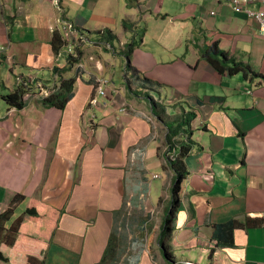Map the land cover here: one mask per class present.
<instances>
[{
	"label": "crops",
	"instance_id": "1",
	"mask_svg": "<svg viewBox=\"0 0 264 264\" xmlns=\"http://www.w3.org/2000/svg\"><path fill=\"white\" fill-rule=\"evenodd\" d=\"M249 9L258 11L259 6ZM62 10L63 14L53 0H0V211L16 195L20 211L25 200L49 206L44 211L56 229L43 264H96L109 240L114 216L126 206L132 208L131 197L144 195V209L163 223L170 214L173 174L168 165L150 167L164 170L165 187L148 182L146 192L137 194L133 187L138 183L142 189L143 180L130 179L127 184L125 171H117L115 177L109 172L113 170L109 164L127 166L133 177V162L142 165L157 154L158 148L152 147L155 139H151L154 126L143 122L146 113L140 112L143 95L129 93L138 100L129 102L132 109L124 117L118 108L128 102L126 89L113 86L117 92L101 99L105 108L96 115L93 133L87 127L85 105L92 93L90 79L100 72H88L89 76L76 81L65 111L46 110L49 116L41 118L43 123L48 119L45 126H25L24 119L30 120L27 116L41 111L34 94L24 97L20 110L4 99L16 91V74L47 82L50 75L49 80L54 79L55 66H66L64 60L55 61L52 47L51 28L60 34L61 19L64 27L74 28L70 38L74 44L88 42L77 50L80 61L91 57L92 47L123 57L119 53L134 46V83L157 97L170 118L167 121L176 120L173 112L193 118L186 120L181 144L189 145L191 151L183 160L186 173L179 184L174 231L164 244L192 251L199 263L264 264V80L216 70L197 51L218 42L228 57L264 76V38L255 23L236 14L225 0H62ZM133 22L135 31L140 22L143 26V36L138 34L141 39L133 33ZM109 60L99 56L101 66ZM42 72L47 74L36 75ZM19 87L23 89L22 84ZM37 171V180L25 183L29 175L34 180ZM24 222L28 227L21 231L24 237L20 236L13 253L27 264L23 241L29 237L28 242L32 241L37 233L26 217ZM161 230L155 236L149 228L146 240L149 246L156 244L159 253ZM35 247L40 244L36 242ZM51 249L59 257L49 258ZM148 255L142 253L141 261L155 264Z\"/></svg>",
	"mask_w": 264,
	"mask_h": 264
},
{
	"label": "rangeland",
	"instance_id": "2",
	"mask_svg": "<svg viewBox=\"0 0 264 264\" xmlns=\"http://www.w3.org/2000/svg\"><path fill=\"white\" fill-rule=\"evenodd\" d=\"M192 25V22H191ZM136 26V22H133V33H136L135 36H139L138 34H140L141 36H143V26H141V22L139 23V27H138V31H135L137 29ZM206 32V31H204ZM196 35V34H195ZM131 37V36H130ZM130 37H128L127 40L130 39ZM95 37L92 36V39H94ZM139 38L141 39L142 37L139 36ZM136 40V43H139V39H134ZM81 42V40L79 41V43ZM186 44V41H185ZM77 48H85V46L76 44ZM156 46V45H155ZM116 47V46H115ZM99 48L92 47L90 52V56L93 57V59L91 61L87 60V59H82L80 61L79 58H75L76 61H78V64H75L73 67V70L70 72H64V76L65 78H70L75 76L76 77V81L78 82L81 77L83 75H85L86 73L89 74L88 72L91 71H95V70H100L99 72L101 74H103L104 76H106V78H108L110 80V82L112 83V86H115L117 88H119L120 86H128V80L129 81H133L132 75L130 74V69L128 68L127 71H125V60L123 57H112V55H106V54H101L99 53L100 51L98 50ZM105 52L104 49H102V52ZM85 53V51H84ZM105 56L106 60H109V62L103 66L99 65L100 61H99V56ZM85 60V61H83ZM112 60H114V66L111 67V63ZM42 74H47L46 72H42L41 74H36V75H42ZM126 74H128V77H126ZM17 75V74H16ZM15 75V77H16ZM22 75V74H21ZM25 79H33L34 76H25L22 75ZM242 77V76H241ZM52 79V75L49 76L48 80ZM49 82L51 83V80H49ZM76 84V83H75ZM75 87V86H74ZM76 88V87H75ZM74 88V91H75ZM132 91H134V93H142L143 90L140 91V85L137 86V84H132L131 85ZM140 93V95H141ZM129 92L126 91V98L128 103L130 101H135L138 100L137 98H135L134 96L130 95ZM155 98L153 99V111L151 112L149 118H144L143 117V122H145L147 125L149 126H154L153 132L154 135H152L151 139H155V141L153 142V148L156 150L155 155H153L152 157H150L149 159L146 160L145 163H143L142 165H140V163L137 162H133V167L136 171V173L133 174V177H130L128 175L129 170L126 169L127 166L123 167H119L116 166L115 164H109L108 166L112 167V171H109L110 174L112 175V177H115L114 174L118 171L121 174V171H125L126 176L125 179L127 180V184L129 183V180H135V181H139V180H143L145 182V185H142V189L139 190V184L137 183L136 185H134L133 188H135V194H137L138 192L140 193H145L147 190V183H152V184H162V188L166 186L167 184V175L164 172V170L158 166V167H151V165H156V164H163L164 163V157L163 154L161 153V150L165 147L164 144V136H165V129L160 126V124L158 123L159 120L158 118L154 115L160 108V101L157 99L156 96H154ZM131 104V103H129ZM141 105L143 106V108L141 109V113L143 114L145 111H147L146 114H149V103L144 100L142 101ZM172 108L174 109L175 106H172ZM51 109V108H49ZM56 110H59L57 108H53ZM40 113H38L36 116H27V118H29L30 120L24 119L25 121V126H29V127H33L35 128L37 125H41V126H45L47 124L48 119L45 121L46 123L41 122V118L42 115L45 116H49V112H47L46 108H44V106L42 105L40 108ZM115 112V110H114ZM102 113V111L100 112ZM128 111H124L123 109L118 108V114H120L121 116L127 117L128 116ZM179 113H172L171 116H179ZM89 114H88V118H89ZM168 118V117H167ZM114 121L117 122V118L114 116L113 117ZM127 127V125H126ZM187 129V128H186ZM157 139V140H156ZM127 162V161H126ZM37 167H42L37 166ZM130 168V166H129ZM144 169V173L143 172ZM26 172H28V170H26ZM38 175H40V172H36L34 175V180L31 179V175H29L26 178V182L25 183H31L32 181H36ZM152 176H158L159 179L157 180H152ZM184 186H186V192H188V184H184ZM161 188V189H162ZM131 188H129L128 185V190L126 193V196L129 197V194H131ZM165 192L167 193V189H165ZM139 196V195H138ZM143 198L144 195H141ZM132 199V208L131 209H127L126 206V210L121 213L118 216H114L113 219V226H112V230H111V234L113 236H116L115 238L118 239V244L120 246H118V248L114 251L115 252V256H114V260L112 261L111 264H149V260L145 259V261H141V255L144 252H148V258L151 259V262L155 263V264H165L166 262H162V259L160 257V253L158 251H156V244L155 245H151L149 246V244H147L146 240L148 238V229L151 228L152 232H155V236L157 235V232L159 230L160 224H164L163 221L161 220V218H159V216L156 218L155 215L151 216L150 215V210L148 208L144 209V205H147L146 200L144 202V199H135L133 197H131ZM128 202L130 201V198L127 200ZM27 202L25 200V203L23 205L24 211L26 209V205ZM144 202V203H143ZM171 209V207L169 208V210ZM20 204L18 205V207L16 208V212H15V217L19 218L20 217ZM161 222V223H160ZM146 224V226L148 227V229H146V232H144L143 230V226ZM8 227V225H7ZM28 227V223L25 222L22 226L21 229H24ZM28 231V229L26 230ZM155 236H151L150 239L153 241ZM168 236V232L166 231L164 233L163 238H167ZM158 237L160 238V232L158 234ZM166 241V240H165ZM182 240L178 239V243H180ZM154 242V241H153ZM151 243V242H149ZM156 243V242H155ZM49 246V243L47 245V247ZM55 246H58V244H56ZM158 246V245H157ZM207 247H209L207 245ZM170 248L173 251V254L176 255L178 260H181L184 264H190V261H192V264H199V262L197 261L198 258L197 256H193V252L192 251H184L182 250V248L178 247L177 244H172L170 246ZM53 249V247H52ZM50 250L49 252V258L54 257V256H58L57 252L55 250ZM106 249V246L104 248V251L102 253V255L104 254ZM159 249V247H158ZM189 252L191 253V255H189ZM48 251L44 252L41 256H38L36 254L35 257H37L35 259L34 257V262H32V264H42L44 263V258H46ZM6 255V254H5ZM101 255V257H102ZM10 256V255H9ZM175 257L171 258V261H169L166 264H174L172 263V261H177L178 263H181V261H178ZM0 264H14L13 262H2L0 261ZM61 264H63L61 262ZM201 264H207L204 262H201Z\"/></svg>",
	"mask_w": 264,
	"mask_h": 264
},
{
	"label": "trees",
	"instance_id": "3",
	"mask_svg": "<svg viewBox=\"0 0 264 264\" xmlns=\"http://www.w3.org/2000/svg\"><path fill=\"white\" fill-rule=\"evenodd\" d=\"M127 28V26H125ZM61 37L59 35L55 36L52 47L54 51H59L61 48ZM134 46L129 45L128 46V52H133ZM199 52L200 57L206 59L216 70H223L226 72H229L230 74H237V73H243L246 76L251 75V79L260 78L264 80V76L258 73H254L251 71V68L248 65L243 64L240 61H237L236 59H232L228 57V54L221 50L220 45L218 42H214L210 45H206L204 47H201L197 49ZM129 56V54L127 55ZM77 61H75L76 63ZM56 71H59L60 73L66 72L69 69V67L64 69H59L58 67H55ZM256 76V77H255ZM76 80L75 78H67L63 79L61 83V87H58V89L53 92L52 94L48 95L45 98H41L38 103L44 106V108H57L61 110L62 112L66 109V106L70 100L74 97V86H75ZM137 94V93H136ZM140 94V93H139ZM4 99L6 101L16 106L17 110H20L23 108V101L20 98V94L18 92H12L4 96ZM164 110L161 108L159 112L155 113V116L158 118L159 122H161L164 126V129L166 131L165 134V145L169 146L172 144V141L177 139L180 135L183 134V132H187V124L186 121L188 118L193 119L191 114H187L185 118L183 116H177L176 120L167 121L169 118H165L164 116ZM190 136V135H189ZM188 143L191 144V140L188 138ZM182 143H179V153L177 156V159L170 163L168 162V166L170 170L172 171L173 178L171 183V204L172 206H177L179 201V193H180V180L183 181L185 178V166H183V160L186 158L191 149L188 147L189 145H181ZM10 205H8V208L4 211H0V245L5 246L7 245L9 248L7 250H0V260L3 262H13L14 264H22V262L19 261L20 256H16L13 253L14 247L16 245L18 235H20L21 225L24 222V218L26 217L31 222V228L35 230L37 233L35 235L36 238H34L32 241L28 242V240L24 241V248L23 252L27 256V264H32L34 262V257L36 254L38 256H41L44 252L47 251V245L51 244V240L53 238V234L56 228H53L54 220L44 211L50 209L48 205L46 204H36L35 202H27L26 209L24 211H21V215L19 218L15 217L16 208L20 204V196H13L10 199ZM172 222V215H168L164 226H166V230L168 232V235L171 234L174 229L170 225ZM8 225V227H7ZM36 225V229H35ZM34 226V228H33ZM55 227V226H54ZM165 233V232H164ZM21 236V235H20ZM22 237L23 234H22ZM162 237H160L159 244L162 243ZM115 236L112 234L109 237V240L106 244V249L100 260L97 264H111L114 260L115 256V250L118 248V245H116ZM33 242L34 244H31ZM40 244V248L35 247V243ZM0 246V247H1ZM162 256L164 259H167L168 261L171 258H174L170 252H165L163 249ZM6 254V255H5ZM10 255V256H9ZM33 258V259H32ZM175 261H172L174 263ZM43 264V263H42Z\"/></svg>",
	"mask_w": 264,
	"mask_h": 264
},
{
	"label": "clouds",
	"instance_id": "4",
	"mask_svg": "<svg viewBox=\"0 0 264 264\" xmlns=\"http://www.w3.org/2000/svg\"><path fill=\"white\" fill-rule=\"evenodd\" d=\"M53 4L55 5V8L63 14V12H62L63 11L62 10V0H53ZM59 23H60V25H62V27H59L60 34L56 32V27H52L51 28V31L54 33L55 36L59 35L61 37L60 38L61 39V48H60V50L58 52L54 51V49H53L54 57H55V61H58V62L64 60L65 63H66V66L64 68L69 67L70 70H68L66 72H70V71L73 70L74 65L78 64V61L75 63V61H76L75 58H79L78 54H77L78 48H77L76 44H74L73 40H70L72 35L74 36V33H73L72 29H69L68 27H64V23L62 22L61 19L59 20ZM86 43H88L86 40H84V41L82 40L79 45L83 46V45H86ZM128 46H127V48H124L123 52H120L119 54L121 56H123V58L125 60V71H127V69L129 68L130 69V74L132 75V78H133V81H129L128 80V82H127L128 86H123V87L126 89L127 92L132 93L134 91H132L131 85L134 83L135 68H133V65H132V62H131L132 52H128ZM125 49H127V50H125ZM105 52H110V51L106 50ZM105 52L103 54H106ZM99 53L102 54V52H99ZM128 54H129V56H127ZM106 55H108V54H106ZM116 57H118V56H115V58ZM199 57H200V55H199ZM92 59H93V57H90L88 60L91 61ZM99 65H100V63H99ZM113 66H114V62H113ZM55 67H58V66H55ZM58 68L59 69H64V68H60V67H58ZM54 71H55V77H54L53 80H51V83L49 82V80L47 82H43L42 80L37 79V78L25 79L22 76L23 74L22 75L21 74H17L16 77H15L16 83H17L16 92H18L20 94V98L22 99V101H23V99H24V97L26 95L34 94L36 96V99H38L37 100V102H38V101H40L41 98L47 97L48 95H50L53 92H55L58 89V87H61V83H62L63 79H67V78L63 77L64 72L60 73L59 71H56L55 68H54ZM95 71L99 72L100 70H95ZM87 75L89 76V74H87ZM25 76H27V75H25ZM126 77H128V74H126ZM70 78H75V80H76L75 76L70 77ZM90 80H93L92 93H91L90 97L88 98V100L86 102L85 112L90 115L89 119H88V124H87V127H88V129L90 131L89 133H93V131H94L93 130V127H94L93 122H94V120H96V115L100 114V112H101L100 109H104L105 108V102H103L101 99L107 98V95L109 94V92L116 93L117 90H114L112 88L113 86H112V83L110 82V80L108 78H106V76H104L101 73L100 74L99 73L94 74L91 77ZM99 81H104L105 83L104 84H100ZM20 84L23 85V89H21L19 87ZM99 89L103 92L102 95L99 94ZM141 90H143V91H142V93L140 92L141 93L140 96L143 95L144 99L149 103V111H150L149 114H143V117L144 118H149V116H150V114H151V112L153 111V108H154V105L152 103H153V99L155 97L151 96L148 93L149 89H146L144 85H140V91ZM93 99L96 100V103H97L96 106H94V108H93V106L90 105V101L93 100ZM14 108H16V106H14ZM120 109H123L126 112V110L130 111L132 108H131V105L128 102H125V103L120 105ZM162 109L164 110V108H162ZM160 110H161V108H159V110L157 112H159ZM145 113H147V111H145ZM163 116L165 118L168 117V116L165 115V111H164V115ZM158 123L161 124V122H158ZM185 133H187V132H183L182 135H180L177 139L172 141L171 145H169V146L165 145V147L162 149L161 153L163 154L164 163L166 165H168V162L172 163V162H174L177 159V156H178V153H179V143L185 142V138H184V134ZM165 134H166V131H165ZM164 139H165V136H164ZM181 139H183V140L181 141ZM164 144H165V141H164ZM152 179H156V177H154ZM183 181L180 180V183H183ZM177 206H172V204H171V206H170L171 209L169 210V213H170L169 215H172V222L168 226H172L173 229H174V219H175V213H176ZM150 215L153 216L154 214L150 213ZM24 223L25 222L22 223L21 228H22ZM160 228L162 229L161 231L163 232V236H164V232L167 231L166 230V226H164V224H160ZM21 231H23V229L20 230V235H22ZM20 235H18L17 242H18V240L20 238ZM30 238L31 237H29L26 240H29ZM162 239L163 240H162L161 245L159 244V241H158L159 250L161 251V249H163L165 252H170L172 254V256H174L177 259L176 255L173 254V251L170 249V247L168 245L164 244V242H166V241H164L165 238L162 237ZM167 239L168 240L171 239V234H169V238L167 237ZM17 242H16V245H17ZM16 245H15V247H16ZM50 245L48 246L47 251H48ZM8 248L9 247L7 245H5V246H1L0 250H7ZM161 253H162V251H161ZM161 253H160V257L163 260L164 258H163ZM169 261H171V259ZM178 261H181V260H178ZM6 263H8V262H6ZM174 264H184V263L182 261H181V263H178L177 261H175ZM190 264H192V261H190ZM199 264H201V263H199Z\"/></svg>",
	"mask_w": 264,
	"mask_h": 264
},
{
	"label": "built area",
	"instance_id": "5",
	"mask_svg": "<svg viewBox=\"0 0 264 264\" xmlns=\"http://www.w3.org/2000/svg\"><path fill=\"white\" fill-rule=\"evenodd\" d=\"M228 7H230L236 14L246 15L249 20H252L258 28L259 36L264 38V0H225ZM250 5H258V11H252L249 9ZM214 15V14H213ZM100 84H104V81H99ZM99 94L103 92L99 89ZM96 100H91L90 105L96 106Z\"/></svg>",
	"mask_w": 264,
	"mask_h": 264
},
{
	"label": "bare ground",
	"instance_id": "6",
	"mask_svg": "<svg viewBox=\"0 0 264 264\" xmlns=\"http://www.w3.org/2000/svg\"><path fill=\"white\" fill-rule=\"evenodd\" d=\"M66 27H68L69 29H72L73 33L75 32V31H74V28H73L72 26L69 25V26H66ZM78 49H79V48H78Z\"/></svg>",
	"mask_w": 264,
	"mask_h": 264
}]
</instances>
